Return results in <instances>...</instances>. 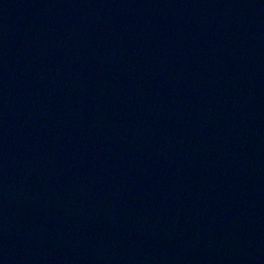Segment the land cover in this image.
Segmentation results:
<instances>
[{"label": "water", "instance_id": "95a60500", "mask_svg": "<svg viewBox=\"0 0 264 264\" xmlns=\"http://www.w3.org/2000/svg\"><path fill=\"white\" fill-rule=\"evenodd\" d=\"M0 264H264V0H0Z\"/></svg>", "mask_w": 264, "mask_h": 264}]
</instances>
